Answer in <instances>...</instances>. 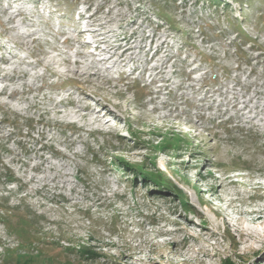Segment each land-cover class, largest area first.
<instances>
[{
    "label": "rangeland",
    "instance_id": "rangeland-1",
    "mask_svg": "<svg viewBox=\"0 0 264 264\" xmlns=\"http://www.w3.org/2000/svg\"><path fill=\"white\" fill-rule=\"evenodd\" d=\"M261 13L0 0V264H264Z\"/></svg>",
    "mask_w": 264,
    "mask_h": 264
},
{
    "label": "trees",
    "instance_id": "trees-1",
    "mask_svg": "<svg viewBox=\"0 0 264 264\" xmlns=\"http://www.w3.org/2000/svg\"><path fill=\"white\" fill-rule=\"evenodd\" d=\"M212 1H217V0H212ZM167 2H169V0H167ZM73 4L71 2H65L64 4H58L57 6H61V7H71ZM168 4H165V7L167 6ZM210 6L212 5H218V4H209ZM230 5L227 4L226 7H229ZM251 6H254L253 4H251ZM155 9L157 8L156 6H153ZM165 7H161V8H157V14L159 15V17L163 20H166L168 23H169V26L174 28L176 26L174 20L172 19V17L170 16V12L169 10H167ZM263 13L260 14V19H259V24L261 21H263ZM263 19V20H262ZM227 22H228V25L225 26L222 30L225 32V33H228L230 32V30H235V34H236V37L235 39L236 40H239L236 44H238V47H239V50L242 49V46L245 45L247 43V41H249V36L243 31L242 29V26H241V23L238 22L237 20H234V17L231 16V15H228V19H227ZM264 23V21H263ZM261 30L264 31V24L262 25L261 27ZM238 37V38H237ZM205 61H210L211 59L208 58L207 56H205L204 58ZM22 124H24V126L28 127V128H32L33 126V122L30 120L26 121V122H23V121H20ZM229 123V122H228ZM145 178H148L150 176V174H144ZM156 184H160L161 183L159 181L155 182ZM163 187L166 188L168 187L167 184H163ZM7 202V201H6ZM5 202V203H6ZM12 210L9 209L8 206H6L5 204H2L0 205V212L4 213V215L6 216H9L10 213H11ZM11 229H14V226L9 224L8 221H4ZM20 234V232H19ZM24 257V258H23ZM36 255H31L30 258H25V256L21 255V259L20 261L21 264H33V261L36 260ZM224 264H235L234 262H231L230 260H227Z\"/></svg>",
    "mask_w": 264,
    "mask_h": 264
},
{
    "label": "bare ground",
    "instance_id": "bare-ground-1",
    "mask_svg": "<svg viewBox=\"0 0 264 264\" xmlns=\"http://www.w3.org/2000/svg\"><path fill=\"white\" fill-rule=\"evenodd\" d=\"M2 47V46H1ZM4 60V59H3ZM2 60V61H3ZM5 61V60H4ZM0 64H1V62H0ZM0 67H1V65H0ZM6 69V68H5ZM82 69H84V68H82ZM14 71H15V69H14ZM0 72H1V70H0ZM98 72V71H97ZM7 73V72H6ZM26 73V72H25ZM9 75H11L10 74V72H9ZM13 75V74H12ZM6 75H4V76H2V77H5ZM18 77V76H17ZM97 77V76H96ZM6 80V79H5ZM15 82V81H14ZM7 87V86H6ZM4 88V87H3ZM5 91V88L4 89H1L0 90V93H2V92H4ZM78 112V111H77ZM87 114V113H86ZM109 114H111V111L109 110L108 111V113H104V114H100V112H95V114H93V115H91L92 117H91V119L93 120V121H100V120H102V119H104L105 117H108L109 116ZM85 117V116H84ZM110 121H111V119H107V120H105L104 122L106 123V124H109L110 123Z\"/></svg>",
    "mask_w": 264,
    "mask_h": 264
}]
</instances>
